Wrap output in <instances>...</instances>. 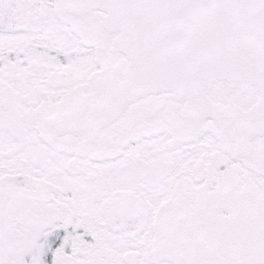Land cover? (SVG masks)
I'll use <instances>...</instances> for the list:
<instances>
[{
	"label": "snow or ice",
	"instance_id": "obj_1",
	"mask_svg": "<svg viewBox=\"0 0 264 264\" xmlns=\"http://www.w3.org/2000/svg\"><path fill=\"white\" fill-rule=\"evenodd\" d=\"M0 264H264V0H0Z\"/></svg>",
	"mask_w": 264,
	"mask_h": 264
}]
</instances>
